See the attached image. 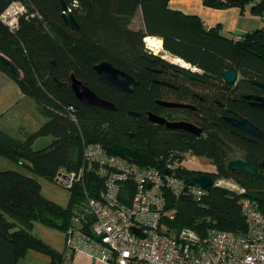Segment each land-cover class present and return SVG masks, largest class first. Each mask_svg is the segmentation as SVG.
Instances as JSON below:
<instances>
[{
  "label": "trees",
  "instance_id": "obj_1",
  "mask_svg": "<svg viewBox=\"0 0 264 264\" xmlns=\"http://www.w3.org/2000/svg\"><path fill=\"white\" fill-rule=\"evenodd\" d=\"M13 1H21L27 11L15 31L0 18V52L21 73L13 74L2 63L0 70L18 82L22 91L36 102L46 121L39 129L25 132L23 138L0 128V156L54 180L61 170L78 169L83 164V150L88 143L100 144L108 152L114 144L141 148L150 161L140 165L161 170L166 162L192 151L196 156L207 157L216 169L196 170L185 166L179 169L180 176L187 184H193L194 176L206 173L216 183L207 187L199 198L187 191L175 195L165 190L167 208L176 211L165 221L175 230L188 226L200 233L210 228L234 234L247 231L240 200L253 195L251 198L264 211V179L244 170L230 171L227 164L231 159H246L261 172L264 136L249 141L226 135L218 128L229 144L244 152L238 156L215 144L207 135L170 129L150 121L147 112H156V99L163 95L161 85L153 81V75L147 74L146 55L161 62L166 59L148 48L146 38L162 39L164 50L200 69L197 72L188 69L201 79L183 82L181 85L187 92L195 90L203 96L222 99L228 84L224 71L235 70L240 74L238 88L250 87L253 85L250 80L264 83V26L240 37H230L222 33L220 24L208 27L200 17L171 8L170 0H0V15ZM63 1L78 19L79 28L65 22ZM202 1L219 9L239 7L242 13L249 11L264 18V0ZM140 13L142 25L135 27ZM105 60L140 80L133 92L121 91L98 77L93 65ZM72 73L99 96L112 101L116 108L86 106L72 87H60L54 79L70 82ZM206 110L209 109L201 108L200 112ZM247 117L264 131V109L249 107ZM41 136L54 139L48 146L34 149L35 140ZM220 180H230L241 189L217 183ZM103 186L104 178L89 171L84 182L71 189L69 204L62 206L42 193L41 183L35 177L18 170L0 171V264H20L32 249L48 254L50 264H63V252L33 233L34 222L39 220L66 231L77 211L83 210L86 192L97 195ZM136 186L135 178L125 181L123 202H131Z\"/></svg>",
  "mask_w": 264,
  "mask_h": 264
},
{
  "label": "built area",
  "instance_id": "obj_2",
  "mask_svg": "<svg viewBox=\"0 0 264 264\" xmlns=\"http://www.w3.org/2000/svg\"><path fill=\"white\" fill-rule=\"evenodd\" d=\"M26 11L21 1H13L0 18L15 31ZM146 42L156 55L200 71L190 63L173 62L175 57L164 50L162 43L157 49ZM83 155L78 169H63L56 180L71 190L94 171L104 178V186L97 195L86 192L83 210L77 211L66 230L63 264H77V253L103 264H264V211L249 196L240 200L248 223L245 233L216 228L200 233L188 226L175 230L165 221L176 212L167 208L165 190L175 195L187 191L199 198L206 189L195 182L187 184L180 176L179 169L195 156L192 151L166 162L162 170L130 162L97 143L86 144ZM130 178H135L137 186L128 204L122 201L121 193ZM217 183L227 185L225 180Z\"/></svg>",
  "mask_w": 264,
  "mask_h": 264
},
{
  "label": "flooded vegetation",
  "instance_id": "obj_3",
  "mask_svg": "<svg viewBox=\"0 0 264 264\" xmlns=\"http://www.w3.org/2000/svg\"><path fill=\"white\" fill-rule=\"evenodd\" d=\"M160 47H158L157 49H159ZM146 57L148 58V63L146 64V70L149 72L147 74L148 76L153 75V81L161 85L160 89L163 95L162 98L156 99L158 106L156 107V112L153 113L164 116L171 121L191 122L196 127L202 129V134L200 135H204V136L206 135L208 136V133H210L211 131L219 132L218 128L223 129L224 132H226V135L228 134L229 136H234L235 138L237 137L244 138L249 141H257L258 138L264 136V131L259 126L258 127L262 130L263 134L254 135L249 133L247 130L243 129L242 127L236 125L232 121V120L241 121L242 119H248L247 110L249 107L261 108L255 104L258 102L257 100L245 98L244 96L254 95V96L264 97V93L262 90L264 86H261L253 82V80H250V82L254 86L251 85L249 87L247 85H244L241 88H238V83L242 80L240 74L238 73L237 80L234 83L228 82V84L226 85L227 91L223 93L222 99L213 96L211 97L203 96L198 91L195 90L192 93H190L187 92V88H185L181 84H183V82L185 81L196 82L197 80H195V78L201 79L196 73H193L190 70L180 66L169 65L167 62H165L168 60L161 62L157 58L152 57L151 55H146ZM177 58L179 57H175L174 60L172 61L177 62L178 60ZM160 100L181 102L189 106L167 107L162 103H160L159 102ZM201 108H206L209 110L208 111L206 110L202 113L200 112ZM148 113L149 112H147V118H148ZM221 137L224 139L222 135ZM249 138H251V140ZM224 140L226 141V139ZM228 145L229 148L226 149L234 151L236 155L239 156L240 153L241 154L244 153L239 148H236L235 146L229 143ZM257 170H258V174L256 175L260 176L261 174H264V166L261 172L259 171V169Z\"/></svg>",
  "mask_w": 264,
  "mask_h": 264
},
{
  "label": "water",
  "instance_id": "obj_4",
  "mask_svg": "<svg viewBox=\"0 0 264 264\" xmlns=\"http://www.w3.org/2000/svg\"><path fill=\"white\" fill-rule=\"evenodd\" d=\"M63 18L65 22L74 27L79 28V22L76 16L74 15L73 11L69 8L67 3L63 1ZM0 63H2L10 72L19 76L21 71L16 66V64L6 55L0 52ZM93 68L98 75V77L112 85L113 87L124 91V92H133L134 88L140 84V81L133 76L132 74L124 71L123 69L119 68L116 64L110 61H101L93 65ZM223 76L229 83H234L238 78V72L235 70H227L223 72ZM57 84L60 87L70 86L73 88L76 96L84 103V105L93 107V106H100L102 108L107 109H115L116 105L107 99L102 98L99 96L90 86H88L84 81L77 78V76L72 73L70 82H63L59 78H54ZM253 82L264 86V83L258 82L253 80ZM245 98L255 99L258 102L255 103L257 106L264 109V97L254 96V95H245ZM160 103L167 107H186L189 106L185 103L181 102H174V101H163L160 100ZM133 114H139L137 112H132ZM148 118L150 121L157 123V124H164L170 129H186L191 131L195 134H202V129L196 127L191 122L187 121H171L168 120L166 117L155 114L153 112L148 113ZM236 125L242 127L243 129L247 130L249 133L254 135H262V130L251 122L248 119H242L241 121L232 120ZM208 137L212 139L217 145L225 148H229L228 143L221 137L218 131H211L208 133ZM251 140V138H249ZM109 151L113 154H116L130 162H137V163H149L150 159L148 154L143 151L141 148L138 147H129V146H122L120 144H114L109 148ZM228 170H244L250 172L252 174H258V170L252 165L250 161L244 159H231L227 164ZM264 179V174L260 175ZM195 183L199 184L200 186L207 188L212 186L216 183L215 178L211 175L206 173H200L193 177ZM254 198L253 195H250ZM136 231H139L135 228Z\"/></svg>",
  "mask_w": 264,
  "mask_h": 264
},
{
  "label": "crops",
  "instance_id": "obj_5",
  "mask_svg": "<svg viewBox=\"0 0 264 264\" xmlns=\"http://www.w3.org/2000/svg\"><path fill=\"white\" fill-rule=\"evenodd\" d=\"M171 8L200 17L208 27L222 26V33L230 37L241 35L264 26V18L251 12L242 13L239 7L219 9L206 6L202 0H170ZM135 21L142 25L141 13ZM157 39H162L156 37ZM46 121L36 102L26 95L18 82L0 70V128L10 135L23 138L25 132L40 128ZM36 141V140H35Z\"/></svg>",
  "mask_w": 264,
  "mask_h": 264
},
{
  "label": "rangeland",
  "instance_id": "obj_6",
  "mask_svg": "<svg viewBox=\"0 0 264 264\" xmlns=\"http://www.w3.org/2000/svg\"><path fill=\"white\" fill-rule=\"evenodd\" d=\"M134 26L137 27L138 23L135 21ZM170 62V61H169ZM53 136H41L34 142V149H41L48 146L52 141ZM187 167L196 170H211L214 171L216 166L204 156H193L191 160L187 162ZM2 170H18L27 175L33 176L39 180L41 183L42 193L49 199L57 202L62 206H67L70 202L71 190L60 184L56 179L50 180L39 175H36L32 171H29L25 167L18 165L17 163L11 161L8 158L0 156V171ZM225 184L235 190H240L241 188L230 180H225ZM81 209V208H80ZM33 233L51 245L53 248L59 252L65 250V233L64 229L48 226L42 221L36 220L33 225ZM75 262L77 264H103L92 258L86 256L85 254L77 253L75 254ZM51 257L43 252L37 250H29L27 255L21 259L20 264H50Z\"/></svg>",
  "mask_w": 264,
  "mask_h": 264
},
{
  "label": "bare ground",
  "instance_id": "obj_7",
  "mask_svg": "<svg viewBox=\"0 0 264 264\" xmlns=\"http://www.w3.org/2000/svg\"><path fill=\"white\" fill-rule=\"evenodd\" d=\"M148 42H149V44H152V45H154L156 48H158V47H160V43H161V40H159V39H153V38H147L146 39ZM178 59V60H177ZM176 60H177V62H180L181 61V63H184L185 64V62L186 61H184L183 59H179V58H177ZM183 64V65H184Z\"/></svg>",
  "mask_w": 264,
  "mask_h": 264
}]
</instances>
